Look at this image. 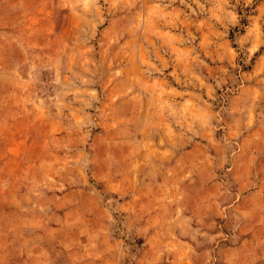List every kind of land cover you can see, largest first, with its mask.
<instances>
[{
  "label": "rangeland",
  "instance_id": "1",
  "mask_svg": "<svg viewBox=\"0 0 264 264\" xmlns=\"http://www.w3.org/2000/svg\"><path fill=\"white\" fill-rule=\"evenodd\" d=\"M153 250L264 264V0H0V264Z\"/></svg>",
  "mask_w": 264,
  "mask_h": 264
},
{
  "label": "crops",
  "instance_id": "2",
  "mask_svg": "<svg viewBox=\"0 0 264 264\" xmlns=\"http://www.w3.org/2000/svg\"><path fill=\"white\" fill-rule=\"evenodd\" d=\"M240 248H241L240 245L233 246L232 249H230L229 251H225V254H229L230 252L235 251V250H238V249H240ZM231 250H232V251H231ZM156 252H157V251L153 250V251H151V253H149V255L156 257V258L152 259V264H160V263H159V259H157L158 257H157ZM248 261H249V260H243V261L236 260V261H235L234 263H232V264H249ZM250 261H251V260H250ZM87 262H89V260H88ZM250 264H261V263H250Z\"/></svg>",
  "mask_w": 264,
  "mask_h": 264
}]
</instances>
